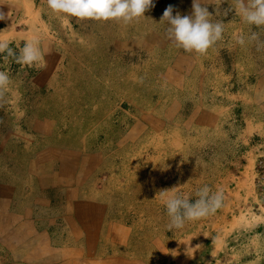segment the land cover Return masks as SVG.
Masks as SVG:
<instances>
[{
  "label": "rangeland",
  "instance_id": "obj_1",
  "mask_svg": "<svg viewBox=\"0 0 264 264\" xmlns=\"http://www.w3.org/2000/svg\"><path fill=\"white\" fill-rule=\"evenodd\" d=\"M153 3L137 29L51 22L54 74L35 93L22 73L32 66L0 54L11 99L28 107L27 116L52 119L58 147L104 155V170L88 180L122 182L114 189L122 206L136 208L143 232L165 238L169 264H264V47L234 40L256 32L264 41V27L245 24L235 0H201L213 22H224L223 38L203 54L185 52L167 39L161 19L169 5L173 15H191L193 0ZM129 32L138 37L135 50L124 45ZM205 184L223 190L222 207L167 231L161 192L191 201Z\"/></svg>",
  "mask_w": 264,
  "mask_h": 264
},
{
  "label": "crops",
  "instance_id": "obj_2",
  "mask_svg": "<svg viewBox=\"0 0 264 264\" xmlns=\"http://www.w3.org/2000/svg\"><path fill=\"white\" fill-rule=\"evenodd\" d=\"M0 12V41L21 49L33 37L40 40L48 64L22 70L31 92L40 91L58 55L50 51L58 44L51 22L66 25L74 17L52 12L47 0H0ZM128 35L124 45L135 50L138 37ZM12 89L0 90V264H169L165 238L143 232L136 208L122 206L114 191L122 182L88 180L104 170V155L58 147L52 119L27 116L28 107L11 99Z\"/></svg>",
  "mask_w": 264,
  "mask_h": 264
},
{
  "label": "clouds",
  "instance_id": "obj_3",
  "mask_svg": "<svg viewBox=\"0 0 264 264\" xmlns=\"http://www.w3.org/2000/svg\"><path fill=\"white\" fill-rule=\"evenodd\" d=\"M207 4L201 0H193L191 15H173V6L165 8L162 19L166 25L167 39L177 48L185 52L203 54L216 42L223 38L224 22H213V15L208 11ZM48 8L54 13L64 14L65 18L74 17L80 20L118 21L128 25L140 17L150 7L153 0H47ZM235 14L242 21L257 28L264 27V0H235L232 6ZM221 14L217 12V15ZM227 15V12L222 13ZM5 14L0 12V20ZM235 43L244 46L248 42H257V47H264L256 32L247 36L243 33L234 35ZM9 41H0V54L13 57L16 62L25 66H44V51L40 40L36 37L28 40L17 54ZM10 83L6 71H0V90ZM195 199L185 198L175 191L163 190L161 200L168 216L167 231L182 230L187 222H193L214 214L222 207L224 193L222 189L212 192L208 185H203L195 192Z\"/></svg>",
  "mask_w": 264,
  "mask_h": 264
}]
</instances>
